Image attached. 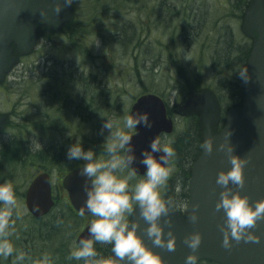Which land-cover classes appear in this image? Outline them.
Wrapping results in <instances>:
<instances>
[{"label": "rangeland", "instance_id": "obj_1", "mask_svg": "<svg viewBox=\"0 0 264 264\" xmlns=\"http://www.w3.org/2000/svg\"><path fill=\"white\" fill-rule=\"evenodd\" d=\"M160 1L73 0L72 12L75 15L69 23L80 25L81 28L78 29V33L69 39L60 34L61 32L58 29V31L45 32L46 35L43 34V37L39 35L38 39L35 38L34 40L32 52L22 57L18 65L15 66L14 62L7 72L9 78H5V81L0 84V116L2 121L5 120V125L0 130V142L4 141V138H8L10 131L13 130L12 127H9L8 122L17 119L22 121L30 119L29 126L24 130V133H26L24 139L31 147H33L32 142L37 140L42 145V149L49 148L60 151L67 158L68 147L80 140L85 150L92 148L98 158L107 159L104 149L101 150L104 137L108 135L107 130H104L103 135L100 134L104 119H112L116 124L122 126L123 119L129 115L135 99L153 88L163 94L162 97L168 102L169 110L172 118H174V132L161 139L162 143H170L173 146L175 138L184 131L189 120H192L193 117H204L210 113L206 106V102L211 101L209 95L212 92L216 95L219 93L216 90L217 82L214 81L210 61V55L215 45V35L213 34L215 28L219 23L230 24L236 35L233 40L238 43L243 40V28L236 14H232V12L228 17L225 6L223 10L219 9L223 0H175L177 6L181 4L186 6V11L180 10L178 14L181 13L186 16L187 10L190 8L194 10V13L196 11V14L206 13L207 21L201 26V38L197 40L195 45L186 44L180 47L179 42H177L173 46L169 40L174 36L170 35L172 29L168 27L178 19L174 16L175 11L169 13L166 11V7H159ZM191 19L193 22L195 16L192 15ZM130 24L131 28L128 27ZM130 35L133 36V39L140 42L144 41L142 52L137 55V59L134 57L136 52L134 45L137 41L134 44L129 42L127 45L121 43V39H126ZM167 43H170L171 48L174 47L170 51L171 53L169 52L171 56L176 57L190 74L201 76L203 82L200 85L201 88L198 89L199 91L190 92L189 94L187 92L181 93L180 88L179 91L170 90V85H174V83H166L164 77V73L167 72L165 68H169V58L164 53V45ZM161 45L162 49L160 48ZM159 52L166 56L163 59H156V63H160L162 70H158L160 75L157 76L156 73V78H151L146 73L147 66L150 65V61L147 59L149 56H156ZM162 60L164 61L161 62ZM135 62L137 65H135ZM59 65H64L63 67L67 69L70 68L76 75L95 78V81L100 83H94L98 87L95 86L94 89H91L92 100L95 102L92 109L75 111L69 105V102L65 101L66 103L63 104L68 105L58 110L60 103H48L44 94H42V80H38V76L39 74L42 75L44 70L48 68L54 70V67L56 69ZM134 67H138L141 82L136 77ZM236 75L239 79H242L239 72ZM11 81L14 82L11 83ZM204 91L209 95L203 94ZM73 93L75 94L77 91ZM170 95L174 99L168 101ZM175 102L180 103L176 104ZM189 102L191 104L187 105ZM242 102L241 99H238L236 103L223 102L224 105H220L218 108L216 120L218 126L223 125L226 116L231 111L240 109ZM4 113H7L6 116ZM92 142L97 144L95 145ZM42 149H35V151ZM67 161L68 166L61 168L56 167L57 164H54L50 158L42 163L46 169L52 166L56 167L51 175L59 209L67 203V200L64 201L62 190L59 187L61 176L65 174L68 168L83 162L68 159ZM193 163L194 161L191 166ZM168 166L173 171L166 186L161 188L163 197L170 179L176 175L179 169L174 159ZM33 168L34 166H32V170H28L29 172L25 171L21 180L23 187H26L34 176L35 170ZM117 175L127 176L128 169L118 172ZM189 178L186 185L187 190ZM141 179H144V176L132 177L129 180L130 188H133ZM17 200L18 207L15 211L19 215L16 216L17 218L14 221H19V225L22 226L20 229L25 230L28 228V224L26 221L21 220L23 215L27 214L24 198H17ZM187 204L188 198L181 205V210L177 209L182 215L186 211ZM83 219L84 224H86L92 217L88 216ZM61 235H63L61 237L62 243L65 244L67 232L65 234L61 233ZM39 245L37 250L40 251L42 248ZM67 246L66 248L69 249V243ZM43 254L35 253L34 258H40ZM12 258L11 262L14 264V257ZM202 264H211V262L208 261V263Z\"/></svg>", "mask_w": 264, "mask_h": 264}, {"label": "water", "instance_id": "obj_2", "mask_svg": "<svg viewBox=\"0 0 264 264\" xmlns=\"http://www.w3.org/2000/svg\"><path fill=\"white\" fill-rule=\"evenodd\" d=\"M59 5L60 10L57 12L56 7ZM70 16L71 7L65 4L64 0H0V78L14 63L11 46H15L22 54L31 50L37 22L57 29L67 22ZM243 29L246 33H255L257 38L246 63L248 80H244L240 112L231 111L226 116L220 132L212 135L211 131L217 124L218 105L212 96L203 92L211 98L209 103L206 102L211 114L201 118L205 131L203 145L206 140H211L212 152H207L202 146L201 154L193 164L185 219L171 210L168 213L170 224L164 223L163 216L160 220L165 233L171 228L175 236V249L169 251L152 244L142 231L146 222L139 217L138 209L131 217L133 220H139L138 234L148 247L160 255L163 264H185V257L193 252L185 243V237L194 232L201 236L200 245L194 251L197 260L208 259L218 264H264V220L258 221L257 226L250 229L260 237L259 242L233 241L230 248H224L221 243L223 234L218 228V225L223 223V210L215 209V202L219 199L221 191V187L215 182L216 175L218 171L231 167L228 153L219 148L221 143H224L225 147L230 144L234 155L247 160L243 168L244 185L239 189L240 194L247 195L249 203L253 206L254 201L264 199V0H252L245 13ZM189 104L191 102L187 105ZM136 112L147 113L152 121L151 128L138 125V131L132 138L137 155L133 166L137 172L143 173L145 166L139 160L141 149L148 148L149 141L162 131L171 132L173 126L172 120L166 117L162 98L156 94L141 95L133 104L130 114ZM2 123L0 117V127ZM82 167L68 173L62 181L71 205L79 213L86 200L85 177L80 174ZM230 186L235 190V185ZM24 202L28 212L35 218L50 212L54 200L47 172L39 173L30 181ZM193 212L198 216L195 223L190 218ZM89 224L79 233L77 242L81 237L88 236ZM111 259L119 260L113 252Z\"/></svg>", "mask_w": 264, "mask_h": 264}, {"label": "clouds", "instance_id": "obj_3", "mask_svg": "<svg viewBox=\"0 0 264 264\" xmlns=\"http://www.w3.org/2000/svg\"><path fill=\"white\" fill-rule=\"evenodd\" d=\"M64 2L70 5L73 0ZM59 10L60 5L56 7V11ZM239 75L245 81L248 80L246 68L241 69ZM138 125L152 127L147 113L136 112L125 116L122 126L112 119H104L100 134L103 135L104 130L108 131L102 142L107 159L98 158L92 148L85 150L80 140L68 147V160L85 162L80 174L85 177L86 200L80 215L84 216L87 212L95 217L88 226V236L78 240L68 259L82 260L83 264H163L160 255L148 247L137 232L139 220L131 219L137 209L139 217L146 222L142 231L152 244L169 251L175 249V236L171 228L165 233L160 220L163 216L165 224L171 223L168 213L174 204L171 199L163 198L161 188L166 186L172 174L173 169L168 165L175 158L176 151L170 143H162L159 136H154L149 141V147L140 151L139 160L145 166L144 179L130 188L129 180L137 175V169L133 166L137 155L132 138L138 131ZM32 143L35 149H42L37 140ZM203 147L211 153L212 141L206 140ZM219 148L226 150L231 165L227 170L218 171L215 180L221 187L215 209L223 210V223L218 225L223 234L222 246L230 248L233 241L238 243L241 240L259 242L260 237L250 229L255 228L258 221L264 220V199L254 201L253 206L247 195L240 194L239 189L244 185L243 168L247 160L234 155L230 144L225 147L221 143ZM157 153L158 156L155 155ZM124 169L129 170L127 176L117 175ZM230 185H235V190ZM17 207L13 184L8 181L0 183V258L7 259L15 254L14 264H22L27 254L17 250L10 239L14 232L13 215ZM190 218L195 223L198 216L193 212ZM200 242L198 232L185 237V243L193 250L185 257V264H197L194 251ZM96 243L110 244L119 260L100 258ZM34 264H52V260L48 254H43Z\"/></svg>", "mask_w": 264, "mask_h": 264}, {"label": "trees", "instance_id": "obj_4", "mask_svg": "<svg viewBox=\"0 0 264 264\" xmlns=\"http://www.w3.org/2000/svg\"><path fill=\"white\" fill-rule=\"evenodd\" d=\"M249 1L250 0H223L219 9L223 10L225 6V12H228V17L233 12L232 14H236L237 18H241ZM159 5V7H166V11L169 13L175 11L174 16L178 19L175 25L173 23L170 27L167 26L174 32L170 35L175 37H171L169 42L172 43L173 46L179 42L180 47L186 44L191 46L194 45L201 37V33H198L200 32L201 26L207 21L206 13L196 14V11L194 13V10L189 8L186 16H183L181 13L178 14V11H186V8L185 5L182 4L177 6L175 0H161ZM181 6L183 7L181 8ZM192 15L195 16L193 22L191 19ZM156 22L155 19V24ZM182 23L184 24L180 26ZM159 24L162 25L161 23ZM128 27L131 28V24L128 25ZM79 28H81L80 25H73L71 22L61 29L60 34L65 35L69 39L78 33ZM37 30L41 37H43V34L46 35L45 32H52L49 28L42 25H39ZM213 34L215 35V39L217 37L216 42L218 39L219 40L214 51L211 53L212 67L215 70L219 66H223L221 67L222 69L219 70L220 72H213L214 81L217 82L216 90L219 92L216 96L221 105H224L223 102L236 103L241 97L243 83L242 80L238 78V75H236L238 74L237 68L244 65L250 51V43L248 44L245 42L237 45L233 40V37H236V35L232 27L226 23H219ZM136 41L137 43L134 45L136 51L134 57L137 59V55L142 52L144 41L141 40L143 42H140L137 39H133L132 35L126 39H121V43L125 45L129 42L134 44ZM170 43L164 45V53L169 58V68H165L167 72L164 73V77L166 83H174V85H170V90L174 91L180 88L179 90L181 93L199 91L198 89L201 88L200 85L203 82L201 76L199 74H190L187 68L179 63L176 57L169 54L174 48L169 46ZM160 48L162 49V45ZM164 57L166 56H164L163 53L161 54V52L154 57H148L147 60L150 61V65L147 66L146 73L151 78H156V73L157 76L160 75L158 70H162V68L160 67V63H156V59H163ZM163 61L164 60L161 62ZM143 62L142 60V63ZM135 65H137L136 62ZM63 66L64 65H59L56 69L54 67V70L48 68L43 71L42 75L38 73V80H42L41 90L45 99L53 104L68 101L69 105L75 111H88L92 109L95 102L92 100L93 96L91 94V89H94L96 86L95 84L98 82L95 81V78L89 76L82 77V75H76L70 68L67 69ZM137 68L138 67H134L133 69L137 79L141 82L140 72ZM13 82L14 81H11V83ZM151 89L152 90L148 91L161 93L156 89ZM75 91H77V93L74 94L73 92ZM29 120L30 119H26L22 121L17 119L8 122L10 124L9 127H12L13 130L10 131L8 138H4V141L0 142V183L5 181L11 182L14 186L16 196L19 199L24 197L25 192V187H23L21 183L22 177L25 171L29 172V169L32 170V166H34L33 170L36 168L46 169L42 163L47 158H50L54 164L59 165H56V167L61 168L68 166L67 158L64 157L60 151H54V149L49 148L35 151L33 147L28 145L24 139V137H26L24 130L29 126L31 122ZM173 147L176 151L174 160L179 169L176 175L170 179L164 194V199H171L174 204L173 209H175V207L181 206L185 199L188 198L186 185L189 178L190 166L200 153L199 128L195 119L190 120L184 131L175 138ZM56 167L52 166L47 169V171H54ZM16 213L17 212L14 211L13 220L17 218ZM21 220L27 222L28 228L26 227L27 229L25 230L20 229L22 226L19 225V221H15L14 232L10 239L17 250H22L27 254L22 264H34V261L39 259L34 258L35 253L48 254V251L50 252L48 255L51 257L52 263L54 262L53 264H83L82 260L76 261L68 259L71 249L76 246L73 243L75 234L83 225L82 217L76 214L68 203L64 204L61 209H59L57 203L51 212L42 218H35L27 212V214L23 215ZM66 232L67 240L65 244H63L61 239L63 235H61V233L65 234ZM68 243L70 246L69 249L66 248ZM38 244H40L39 247L42 248L40 251L37 250ZM95 248L100 258H111L112 248L110 244L96 243ZM14 256H10L7 259L0 258V264H12L11 259H13L12 257ZM202 263H208V261H197V264Z\"/></svg>", "mask_w": 264, "mask_h": 264}, {"label": "flooded vegetation", "instance_id": "obj_5", "mask_svg": "<svg viewBox=\"0 0 264 264\" xmlns=\"http://www.w3.org/2000/svg\"><path fill=\"white\" fill-rule=\"evenodd\" d=\"M189 27H190V26H189ZM218 40H219V39H218ZM218 40H217V42H218ZM217 42L215 43V45H214L212 51H214V49H215V47H216V45H217ZM235 43H236L237 45H239L238 42L235 41ZM247 43H248V44H249V43L251 44V41L249 40ZM210 57H211V55H210ZM220 67H223V66H219L217 69H215V71L218 72ZM232 67H233V66H232ZM219 72H220V71H219ZM43 101H44V99H43ZM48 103H49V102H48ZM50 104H51V103H50ZM67 105H68V104H65V105H64L63 103H60V104H59L60 107H59L58 110H60L62 107L67 106ZM167 108H168V115H169V116H172V115H171V112H170V110H169V105H168ZM160 136H161L160 138L162 139L164 136H168V135L161 134ZM92 143H94V142H92ZM81 164H82V163H81ZM79 166H80V165H79Z\"/></svg>", "mask_w": 264, "mask_h": 264}, {"label": "bare ground", "instance_id": "obj_6", "mask_svg": "<svg viewBox=\"0 0 264 264\" xmlns=\"http://www.w3.org/2000/svg\"><path fill=\"white\" fill-rule=\"evenodd\" d=\"M198 33H200V32H198ZM30 145V144H29Z\"/></svg>", "mask_w": 264, "mask_h": 264}]
</instances>
